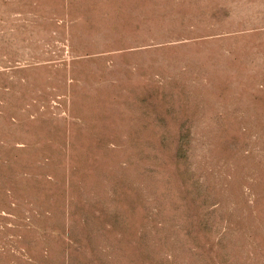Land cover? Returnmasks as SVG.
<instances>
[{"label": "rangeland", "instance_id": "374dc122", "mask_svg": "<svg viewBox=\"0 0 264 264\" xmlns=\"http://www.w3.org/2000/svg\"><path fill=\"white\" fill-rule=\"evenodd\" d=\"M0 264H264V0H0Z\"/></svg>", "mask_w": 264, "mask_h": 264}]
</instances>
